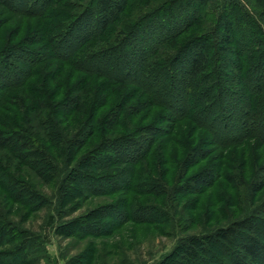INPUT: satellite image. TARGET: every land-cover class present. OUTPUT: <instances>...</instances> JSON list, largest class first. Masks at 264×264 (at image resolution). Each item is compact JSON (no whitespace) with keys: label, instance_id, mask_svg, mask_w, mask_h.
Returning <instances> with one entry per match:
<instances>
[{"label":"trees","instance_id":"obj_1","mask_svg":"<svg viewBox=\"0 0 264 264\" xmlns=\"http://www.w3.org/2000/svg\"><path fill=\"white\" fill-rule=\"evenodd\" d=\"M8 1L0 0V3L33 17L35 11L39 15L51 10L58 12L59 19L47 29L53 32L63 29L55 35L60 39L49 45L51 56L48 57L42 53L17 54L0 49V183L3 186L0 185L14 202L32 204L22 193L17 195V190L11 192L15 183L11 172L19 176L25 168L43 178L41 166L51 165L54 153L72 160L80 155L90 168L102 174L98 178L82 175L85 181L82 191L96 187L137 194L142 189L141 192L152 198L153 206L141 211L145 212L143 215L133 208V217L140 223H168L172 208L168 202L170 197L177 207L187 195L197 194L199 186H212L210 182H216L217 176L211 177L207 172L189 177L176 190L164 189L146 164L145 176L136 174L140 163L155 151L164 130L150 129L138 142L133 138L137 136V127L132 132L122 129V110L128 95L124 91L131 86L146 90L152 101L171 114V121L190 120L216 144L248 134L250 114L255 116L254 120H264V0H244L249 11L240 3H228L215 15L211 28L206 27L208 0H166L157 13L141 19L139 25L122 21L127 0H94V12L86 10L76 16L57 11L56 0ZM116 23L120 28H112ZM107 32L113 34L108 36L105 49L91 51L87 47L104 38ZM137 40V44L132 43ZM10 48L15 51V47ZM160 51L162 59L158 62L156 57ZM49 57L77 67L75 70L88 80L83 95L71 96L67 94L68 88L62 95L63 100L56 101L61 97L60 84L52 86V79L47 81L43 72L45 84L34 78L40 68L37 64ZM92 78L103 79L111 90H123L111 102V108L105 109L106 94L98 95L89 88ZM160 81L163 85L158 87ZM139 114L140 111H134L136 117ZM229 132L236 133L235 139L229 137ZM258 132V137L255 136L264 138V127ZM193 153L201 158L198 160L207 158V155L200 156L198 150ZM118 167H122L119 173ZM104 218L125 219L122 211H114ZM248 224L242 220L234 222L232 227L216 230L214 238L217 236L221 243H237L241 254L240 258L229 253L227 264H264V243L256 238L264 236V228L254 221L251 226ZM244 229L255 236L243 232ZM4 236L0 233V238ZM199 239L198 236L182 239L178 248L184 264H205L194 249ZM21 254L10 262L24 264Z\"/></svg>","mask_w":264,"mask_h":264},{"label":"rangeland","instance_id":"obj_2","mask_svg":"<svg viewBox=\"0 0 264 264\" xmlns=\"http://www.w3.org/2000/svg\"><path fill=\"white\" fill-rule=\"evenodd\" d=\"M93 1L56 0V9L74 16L86 10L91 13L94 12ZM165 2L127 0L122 21L124 24L139 25L145 17L157 13ZM230 2L240 3L249 11L244 0H208L205 13L209 21L206 27H212L215 15ZM11 8L15 11L0 3V49L17 54L35 52L51 56L49 47L60 39L55 35L63 29L53 32L47 28L58 18V12L51 10L39 15L35 11L33 17L16 7ZM119 25L113 24L112 28H120ZM110 33L107 32L104 38L87 47L91 51L105 49ZM136 42L138 40L132 43ZM10 47H15V51H10ZM161 59L162 51L156 57L158 62ZM43 61L37 64L40 68L34 73V78L41 82L44 73L47 81L52 79V86L60 84L61 90H58L61 97L56 101L63 100L62 95L68 88L67 94L71 96L84 94V85L88 80L75 70L76 66L64 65L50 57ZM54 78L58 82H54ZM104 82L103 79L92 78L89 88L98 95L106 94L108 101L105 109H108L123 90H111ZM42 84L45 82L42 81ZM158 85L162 86L163 82L160 81ZM128 89L124 91L128 95L127 104L122 110V129L132 132L137 127V136L133 138L138 142L147 136L150 129L164 130L157 140L155 151L140 163L136 174L145 176L146 164L148 170H153L160 179L164 189L168 187V190L171 187L176 190L189 177L205 172L210 173L211 177L217 176L216 182L211 181L212 186H199L197 194L187 195L177 207H174V198L170 197L168 202L172 203V208L168 223H140L136 220L138 218L133 217L135 210L141 212L153 206L152 198L141 192L142 189L137 194L126 190H98L96 187L82 191L85 183L82 175L98 178L102 174L90 168L80 155L72 160L54 153L53 163L47 160L51 165L41 166L44 169L43 178L25 168L21 169L19 176L11 172L15 183L14 188L9 189H12V193L17 190V195L22 193L23 197L32 201L31 205L14 202L0 183V233L5 235L0 238V264H12L10 261L18 259L20 253L24 264H184L178 247L182 239L189 236L200 238L194 244V249L202 263L227 264L229 253L240 258L241 254L236 248L237 243H221L217 236L216 239L213 237L217 229L232 227L234 222L242 220L249 222L248 226L254 221L264 228V138H257L260 127H264V120H254L255 116L250 114L252 119L248 122L250 127L247 130L251 131L248 134L244 137L241 134L235 139L236 133L229 132V137L233 136L235 140L225 138L227 141L216 144L190 120L171 121V114L152 101L146 90L135 86ZM134 111H140L138 117ZM59 143L62 146L63 142ZM195 150L199 151L200 156L207 155V158L198 160L201 158L195 157ZM121 168L118 167L116 171L119 173ZM22 188L26 190L22 191ZM94 188L100 192L93 191ZM114 211H122L125 219L104 218ZM245 229L242 231L255 236ZM256 238L264 243V236Z\"/></svg>","mask_w":264,"mask_h":264}]
</instances>
